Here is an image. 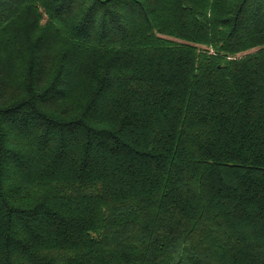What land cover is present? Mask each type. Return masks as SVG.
<instances>
[{
  "label": "trees",
  "instance_id": "obj_1",
  "mask_svg": "<svg viewBox=\"0 0 264 264\" xmlns=\"http://www.w3.org/2000/svg\"><path fill=\"white\" fill-rule=\"evenodd\" d=\"M0 264H264V0H0Z\"/></svg>",
  "mask_w": 264,
  "mask_h": 264
}]
</instances>
